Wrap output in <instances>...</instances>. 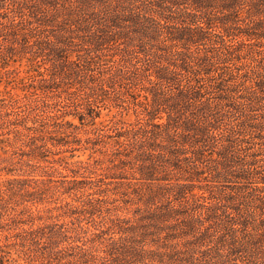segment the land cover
<instances>
[{
  "label": "trees",
  "instance_id": "trees-1",
  "mask_svg": "<svg viewBox=\"0 0 264 264\" xmlns=\"http://www.w3.org/2000/svg\"><path fill=\"white\" fill-rule=\"evenodd\" d=\"M0 264H264V0H0Z\"/></svg>",
  "mask_w": 264,
  "mask_h": 264
},
{
  "label": "rangeland",
  "instance_id": "rangeland-1",
  "mask_svg": "<svg viewBox=\"0 0 264 264\" xmlns=\"http://www.w3.org/2000/svg\"><path fill=\"white\" fill-rule=\"evenodd\" d=\"M1 88H3V85L1 86Z\"/></svg>",
  "mask_w": 264,
  "mask_h": 264
}]
</instances>
